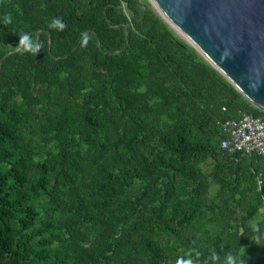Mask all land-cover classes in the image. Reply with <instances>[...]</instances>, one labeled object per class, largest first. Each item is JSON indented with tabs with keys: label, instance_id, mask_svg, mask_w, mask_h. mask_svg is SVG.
Instances as JSON below:
<instances>
[{
	"label": "trees",
	"instance_id": "16d2710c",
	"mask_svg": "<svg viewBox=\"0 0 264 264\" xmlns=\"http://www.w3.org/2000/svg\"><path fill=\"white\" fill-rule=\"evenodd\" d=\"M243 114L146 0H0V264H264Z\"/></svg>",
	"mask_w": 264,
	"mask_h": 264
},
{
	"label": "water",
	"instance_id": "95a60500",
	"mask_svg": "<svg viewBox=\"0 0 264 264\" xmlns=\"http://www.w3.org/2000/svg\"><path fill=\"white\" fill-rule=\"evenodd\" d=\"M168 27L264 112V0H146Z\"/></svg>",
	"mask_w": 264,
	"mask_h": 264
},
{
	"label": "built area",
	"instance_id": "2783aa9c",
	"mask_svg": "<svg viewBox=\"0 0 264 264\" xmlns=\"http://www.w3.org/2000/svg\"><path fill=\"white\" fill-rule=\"evenodd\" d=\"M220 128L224 137L220 144L223 153L264 157V119L243 114L220 123Z\"/></svg>",
	"mask_w": 264,
	"mask_h": 264
},
{
	"label": "clouds",
	"instance_id": "9594fccd",
	"mask_svg": "<svg viewBox=\"0 0 264 264\" xmlns=\"http://www.w3.org/2000/svg\"><path fill=\"white\" fill-rule=\"evenodd\" d=\"M228 260H229L230 264H235V258L234 257L229 256Z\"/></svg>",
	"mask_w": 264,
	"mask_h": 264
}]
</instances>
